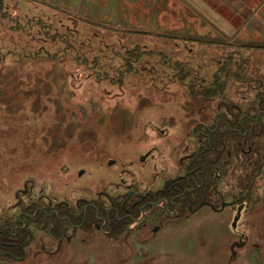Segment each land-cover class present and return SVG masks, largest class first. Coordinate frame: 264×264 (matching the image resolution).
Segmentation results:
<instances>
[{
  "label": "rangeland",
  "instance_id": "1",
  "mask_svg": "<svg viewBox=\"0 0 264 264\" xmlns=\"http://www.w3.org/2000/svg\"><path fill=\"white\" fill-rule=\"evenodd\" d=\"M190 1L0 0L1 220H15L18 203L72 206L120 193L124 168L142 189L181 174L173 136L197 120L190 96L203 107L215 74L228 105L253 99L245 81L264 80V0ZM176 63L193 64V75L179 79ZM238 68L236 81L229 75ZM226 184L235 194L234 180ZM253 188L257 204L238 224L242 249L230 248L233 213L207 208L167 226L175 242L164 232L147 237L155 248L126 253L97 232L90 243L60 248L46 237V255L31 247L35 259L4 264H264V173Z\"/></svg>",
  "mask_w": 264,
  "mask_h": 264
},
{
  "label": "flooded vegetation",
  "instance_id": "2",
  "mask_svg": "<svg viewBox=\"0 0 264 264\" xmlns=\"http://www.w3.org/2000/svg\"><path fill=\"white\" fill-rule=\"evenodd\" d=\"M175 65L181 67L179 79L184 76L186 80L187 76L193 75L187 70L193 64ZM238 73L239 68L229 76L238 81ZM226 76L228 72L224 71ZM180 82L183 86H191L183 80ZM212 82L208 95L201 96L203 107L195 103L199 96H190L194 104L192 115L196 113L197 120L189 129L179 127L182 133L173 136V148L182 152L173 161V166L178 167L181 174L164 180L154 177L155 189L146 186L142 189L134 186L135 177L124 168L121 174L128 177L119 178L116 187L122 192L115 195L98 192L96 199L79 198L73 207L65 201L54 206L34 202L21 206L18 203L20 210L15 220L0 218V264H4V259L7 263H23L35 259L38 253L46 255V237L58 243L60 248L63 243L77 245L78 238L81 243H90L95 239L94 232L111 243L107 247H122L126 253L140 245L155 248L157 241L149 237L164 232L169 243L175 242V232H166L167 226L177 227L179 222L188 221L207 208L215 213L224 214L227 210L233 213L229 226L237 239L230 240L233 241L230 248L242 249L246 244L243 235L237 231L238 224L248 210L247 205L254 201L257 204L258 195L253 187L264 173V80L245 81L253 83L255 96L230 105L223 95V83L218 74L213 75ZM159 134V137L166 135L164 130H159ZM154 152L155 149L140 155L139 162L153 159ZM114 164V160L107 162L110 167ZM129 165L131 167L134 163ZM78 174L81 176L82 171ZM228 177L234 180L235 194L226 189ZM139 183L146 182L141 180ZM101 199L106 202H99ZM239 208V218L233 229L231 224ZM31 247H38L37 255L28 254ZM233 257L237 258L236 253ZM129 259L127 255L124 263ZM143 261L140 258L134 264Z\"/></svg>",
  "mask_w": 264,
  "mask_h": 264
},
{
  "label": "water",
  "instance_id": "3",
  "mask_svg": "<svg viewBox=\"0 0 264 264\" xmlns=\"http://www.w3.org/2000/svg\"><path fill=\"white\" fill-rule=\"evenodd\" d=\"M110 164H111V163H110ZM239 211H240V208H239V210H238L236 216L234 217V219H233V221H232L231 227H232L233 229L235 228V226H236V222H237V220H238V218H239V214H240Z\"/></svg>",
  "mask_w": 264,
  "mask_h": 264
},
{
  "label": "crops",
  "instance_id": "4",
  "mask_svg": "<svg viewBox=\"0 0 264 264\" xmlns=\"http://www.w3.org/2000/svg\"><path fill=\"white\" fill-rule=\"evenodd\" d=\"M180 1H181L183 4L185 3L184 5H186L187 7H188V5H191V4H190V2H191L190 0H180ZM203 11H205V10H203Z\"/></svg>",
  "mask_w": 264,
  "mask_h": 264
}]
</instances>
